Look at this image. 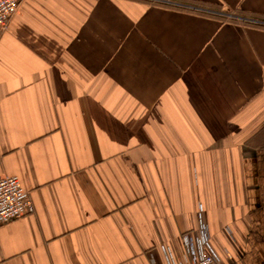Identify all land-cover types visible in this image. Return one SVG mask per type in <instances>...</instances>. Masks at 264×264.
<instances>
[{"label":"crops","instance_id":"crops-1","mask_svg":"<svg viewBox=\"0 0 264 264\" xmlns=\"http://www.w3.org/2000/svg\"><path fill=\"white\" fill-rule=\"evenodd\" d=\"M150 1L0 29V178L35 208L0 264H187L200 211L222 264H264V0Z\"/></svg>","mask_w":264,"mask_h":264},{"label":"built area","instance_id":"built-area-1","mask_svg":"<svg viewBox=\"0 0 264 264\" xmlns=\"http://www.w3.org/2000/svg\"><path fill=\"white\" fill-rule=\"evenodd\" d=\"M22 0H0V29L5 32L17 14ZM35 211L30 193L24 188L17 176H4L0 178V226L20 219ZM197 257L187 264H222L218 253L211 243V235L203 222L201 211L198 214ZM228 234H231L227 230ZM188 246L192 239L185 236ZM171 264H177L172 262Z\"/></svg>","mask_w":264,"mask_h":264},{"label":"trees","instance_id":"trees-1","mask_svg":"<svg viewBox=\"0 0 264 264\" xmlns=\"http://www.w3.org/2000/svg\"><path fill=\"white\" fill-rule=\"evenodd\" d=\"M145 2H152V1H150V0H145ZM250 18H254V20H256V21H261V22H264V18H259V17H253V16H249ZM231 20H233V19H231ZM258 25V24H257ZM258 26H260V25H258Z\"/></svg>","mask_w":264,"mask_h":264},{"label":"rangeland","instance_id":"rangeland-1","mask_svg":"<svg viewBox=\"0 0 264 264\" xmlns=\"http://www.w3.org/2000/svg\"><path fill=\"white\" fill-rule=\"evenodd\" d=\"M261 24H264V23H261Z\"/></svg>","mask_w":264,"mask_h":264}]
</instances>
